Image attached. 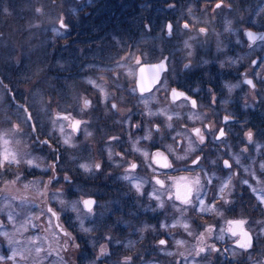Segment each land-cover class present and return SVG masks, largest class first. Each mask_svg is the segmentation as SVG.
<instances>
[{"label": "flooded vegetation", "instance_id": "1", "mask_svg": "<svg viewBox=\"0 0 264 264\" xmlns=\"http://www.w3.org/2000/svg\"><path fill=\"white\" fill-rule=\"evenodd\" d=\"M185 48L184 44L172 54H166L162 48L160 55L155 57H121L99 62L93 78L95 82L83 85L82 95L86 96L88 107L83 103L79 114L71 108L56 114V120L68 124L71 144H61L57 131L54 130L50 136L51 130L44 128L36 140L53 149L55 161L52 165H55L56 179L62 182L65 175L69 178L67 181L76 185L85 196L83 200L95 202L91 212L82 203L83 209L92 215L105 211V214L91 218L93 227L101 224L107 229L103 237L111 234V246L103 241L106 254L101 258L110 253L121 264L151 261L152 254L161 264H246L255 256L264 261V201L256 199L260 194L262 200L264 192L254 190L255 179L264 180V168L261 167L264 160L260 163L256 159L258 164L253 167V159L249 158L256 148L259 151L257 157L264 158V151L254 141V131L234 127V117L227 112L234 107L232 104L237 101L236 97L233 103L219 102L213 87L220 82L217 84L210 71L195 66L193 52ZM183 53H189L185 63L180 62ZM160 62L165 63L167 69L163 70L149 92H140L138 69L142 65ZM172 89L195 100L196 106L193 107L184 97L174 100ZM236 89L239 93L245 92L242 86ZM64 99L70 100L69 97ZM112 104L117 105L116 109L111 107ZM226 116L229 118L227 122L224 120ZM75 120L81 123L74 130L71 124ZM194 128L201 129L205 137L203 144L192 132ZM221 128L225 136L216 139ZM249 131L253 134L251 142L246 136ZM146 136L148 139H144ZM144 152L148 153L147 157ZM156 152L163 153V156L154 157ZM177 156H186V159H176ZM196 157L200 162L193 165L192 160ZM225 160L230 168L224 166ZM154 161L170 162L173 167L162 168ZM87 162L90 167L96 163L101 167L98 170L92 167L86 172L80 165ZM131 163L137 167L131 169ZM26 174L35 178L43 173L36 168ZM157 179L164 182L163 186L156 183ZM197 179L199 184L195 183ZM188 188L191 189L187 197L190 203L185 204L182 200ZM177 194L180 199L176 198ZM197 196L204 201L202 206ZM225 200L228 203H224ZM212 204H215V209L207 210ZM200 207L205 210L200 211ZM44 213L53 218V229L61 235L62 242L59 252H55L52 245L43 243L48 259L59 263L61 259L70 264L74 255L76 263L86 262L83 244L78 241L77 234L74 236V231L66 228L69 211L60 203L58 208L48 203ZM4 221L0 216V257L4 258L0 259V264H32L31 255L27 254L28 257L23 259L12 255L17 251L22 254L23 250L9 242L11 240L4 232L10 231L12 226L9 224L4 228ZM236 221L243 223H233ZM21 227H28L20 238V244L25 247L23 242L34 237L33 227L28 222ZM137 227L145 228V231L136 233ZM64 232L70 233L74 240ZM244 233L251 238V246L247 248L239 247V242L246 239ZM161 240L166 243L161 245ZM74 244L79 245L78 250L70 251ZM33 253L37 254L35 249Z\"/></svg>", "mask_w": 264, "mask_h": 264}, {"label": "trees", "instance_id": "2", "mask_svg": "<svg viewBox=\"0 0 264 264\" xmlns=\"http://www.w3.org/2000/svg\"><path fill=\"white\" fill-rule=\"evenodd\" d=\"M211 4H221L216 7L219 17H211ZM73 5V0H0V114L11 105L20 115L35 118L36 129L28 121L31 128L27 130H40V123L47 117L36 120V115L39 117L40 109L48 105L44 102L47 92L54 91L63 99L80 96L76 89L85 90L83 80L94 78L99 62L127 54L155 57L162 48L172 54L193 39L194 65L199 67L203 60L215 58L216 64L204 68L217 79V84L220 82L214 85L213 92L223 104L236 97L237 101L231 103L235 108L227 112L234 117V127L254 131V141L264 151V75L257 85L256 99L247 101L245 92H237V79L229 74L235 67L233 61L238 60V45H231L224 38L228 27L242 24L246 30L256 28V32L264 33V29L253 24L259 18L264 25V0H87L80 9L71 10ZM61 20L70 32L61 29ZM17 40L20 47L23 42L26 44L21 47L19 60L11 47L12 41ZM67 42L68 49L61 46ZM75 45L87 48L81 62ZM224 58L226 61L220 64ZM76 65L80 68L77 74L63 75L72 72ZM37 78L40 81L34 80ZM34 82L31 93L26 95L27 87ZM48 117L50 120L49 114ZM44 129L48 127L44 125ZM1 172V177L13 176L9 168Z\"/></svg>", "mask_w": 264, "mask_h": 264}, {"label": "rangeland", "instance_id": "3", "mask_svg": "<svg viewBox=\"0 0 264 264\" xmlns=\"http://www.w3.org/2000/svg\"><path fill=\"white\" fill-rule=\"evenodd\" d=\"M85 1L87 0H73L75 5L70 7L71 10L80 9L85 4ZM214 5L215 4H211L210 6L211 17H219L220 15L218 16V14L220 10ZM255 23L259 29H264V25L259 18L258 20H253V24ZM244 25L245 24H242L235 28L228 27V29L225 30L226 32L224 33V38L226 39L227 43L231 45H238L239 50L236 54V58L238 60L235 59V61H233L235 63V67L233 68L234 72L231 71L229 74L232 75V77L235 76V79H237V81H235L237 82L238 86H242L246 92V100H249V102L252 103L256 99L258 86H260L262 83V81H260V77L264 75V39L260 41L256 40V42L253 43L249 42L243 35L244 31L246 30V27H243ZM61 29L70 32L69 29ZM255 29L253 30L255 31ZM71 34H74V32L70 33V35ZM191 41H193V39ZM191 41H187L185 43V46L189 49H191ZM20 43L21 42L17 40L12 41L11 44L12 49H15L17 52V60L20 58V50L22 49V45H26L23 42L20 47ZM67 44L68 42L61 44V46L66 45L67 47H65L68 49L70 42L68 45ZM75 46L76 47L74 48L77 50L78 59H80L81 62L85 57L84 51L87 48H82L78 45ZM188 56L189 53H183L180 57V62L185 63V61L188 60ZM132 57L138 56H133L132 54H127L124 56V58L135 59ZM224 61H226L225 58L220 64H223L222 62ZM67 63L71 64L69 61H67ZM216 63L217 61L213 57L209 60H203L199 67L201 70H203L205 67H211L212 64ZM74 67L75 68L72 72L67 71L64 72L63 75H65V77H72V75L77 74L80 68H78V65ZM225 67H227V70H231L229 65H225ZM247 79L251 81L253 80L252 82L256 85V88L253 87L251 89L248 84H242L243 80ZM34 80L40 81L38 78ZM88 82L95 81L93 79H87L82 83V85ZM34 85L35 82L27 87L28 91H25L26 95L31 93V89ZM226 86H229V84ZM87 87L90 86L87 85ZM80 89L81 90L76 89V91L80 93V96L74 95L70 100H63V98H61L60 95L56 94L54 91L47 92L45 96L46 101L44 100V102H47L48 105L45 109H43L44 107L40 109L41 111L39 113V117L36 115V120L47 117L46 120L44 119L43 123H40L42 124L40 126V130H27L29 127L31 128V125L28 123L26 114L22 112L23 114L20 115L16 110V107L11 105L8 107V105H6L8 108L5 110V112L0 114V158H2L4 154H8L9 158L14 155L19 161V163H12L11 165L5 164L2 168H9V170L12 172L11 176H13L10 177L9 174H6L4 177L0 176V216H2L3 220L5 219L4 228L9 224L12 226L10 231L4 232L6 237L11 240L8 241L11 242V245L15 247L17 246V248L19 247V250H23L22 254L17 251L16 253H12V255L19 256L22 259L25 257L27 258V254L29 257L31 255L33 258L32 264H39L40 262L41 264H65L61 259L60 263L48 259V255L43 251V248H45L43 243L47 244L48 246L52 245L55 252L60 251L62 244L61 235H57L53 229V218L48 215L46 216L44 213L48 203L51 205L55 204L56 208H58V204L60 203L61 207H64L69 211V214L66 216L68 223L66 228L69 231H74V236L77 234L78 241L83 244L82 252L86 256V262H83L84 264H121V262L118 261L117 258L113 257V255H111L109 252V255H106L104 258L100 257V249L102 248L103 244L107 243L109 246H111V234L107 233L106 236L103 237L107 229L105 226L101 227V224L99 226L94 224L93 227V220L91 218H93L95 215L98 216L105 214V211L101 213L98 212L95 215L86 212L82 206V200L85 198V196H83L76 185L65 180V175H63L62 182L57 179H52L53 176H56L55 171H53V167H51L52 163L55 161L54 156H52L53 149L46 145H42V143H39L36 140V137L39 135V133H43L44 125H46L48 130H51L50 136L55 130L58 132L57 134H59L61 144L66 145L64 143L66 138L69 140V143L67 144H71L70 141L72 139V134L68 129V124L61 120H56L55 117L56 114L66 112L68 108L78 111L79 114L80 108L83 106L86 98V96L84 97V95H82V88ZM87 92L90 94L89 89ZM212 99L215 98L213 97ZM0 108H2L1 105ZM47 113L50 115V120H48L49 117ZM33 119L35 120V118ZM61 129H63V131H61ZM39 139L42 140L40 136ZM252 144L256 146L255 143ZM258 153L259 151L256 148L253 151V154L249 156V158L253 159V167L258 164L256 159L260 160V163L264 160V158L260 159L257 157ZM29 160L32 161V164L27 163ZM243 160L244 159L242 158L241 163H243ZM86 164L90 166L89 162ZM34 168L40 169L43 174L41 176H36L35 178H30L25 173V171ZM2 169H0V172ZM251 171L252 170L249 172ZM17 177H19V179H17ZM50 180L51 183H49ZM254 190H256L258 193H263L264 180L261 181L259 179H255ZM259 195L260 194L256 196V199L262 201L259 198ZM27 222L30 227H33L31 231L34 233V237L27 238V240L23 242V244H26V246L22 247L20 244V238L26 234L28 227L24 229L21 227V225L26 226ZM137 228L139 230H136V233H142L145 231V228L144 230L141 227ZM84 229H88L89 231H84ZM132 232L134 233V231ZM103 241L105 243H103ZM33 249H35L37 254L33 253ZM72 249L78 250L77 247L70 246V251ZM261 249H263V246ZM150 256L151 261L143 262L141 264H161L159 260L154 259L153 254ZM75 258L76 257L73 255L70 264H78L74 261ZM246 264H264V261H262L259 257L256 258L255 256L254 258L248 259Z\"/></svg>", "mask_w": 264, "mask_h": 264}, {"label": "snow or ice", "instance_id": "4", "mask_svg": "<svg viewBox=\"0 0 264 264\" xmlns=\"http://www.w3.org/2000/svg\"><path fill=\"white\" fill-rule=\"evenodd\" d=\"M216 7H217V8L221 7V4H216ZM60 26H61L62 28H66V27H67V25L64 24L63 20L60 21ZM187 26H188V25H185V27H187ZM171 27H172V26H171L170 24L167 25V28H168L169 32L171 31ZM200 31L203 32L204 29H200ZM247 35H248L249 37L255 38V37L253 36V34L250 33V32L247 33ZM262 38H264V37H262ZM136 63L139 64L140 61L137 59ZM163 67H164V65H163V63H161L160 65L152 66V67L150 68V71L152 72V80H153V82H155V79H156V69H157V68H161V69H162ZM185 67L187 68V67H189V65H185ZM140 72H141V74H142V73L144 72V68H141V69H140ZM142 79H143V77L141 76V80H142ZM246 83L249 84V85H252L253 87H255V85L253 84V82H252L251 80H247ZM139 90H140L141 92H143V91H145V90H147V89L143 86L142 83H140V85H139ZM133 91H136V88H134ZM171 95H172V97H173L174 100L177 99V98H179V97H184V99H185L186 101H189L193 107L196 106V101H195V100H191L190 97L185 96V94L182 93V92H178L177 90L172 89V90H171ZM88 105H89V102H88V101H85V102H84V106H85V107H88ZM111 107H112L113 109H116L117 105H116V104H112ZM155 114H156V113H152V115H155ZM64 119H69V117H64ZM168 119L170 120L171 117L169 116ZM228 119H229V118H228L227 116L224 117L225 122H227ZM80 123H81V122H80L79 120H75V121L72 122L71 126H72L73 129L75 130V129H77V128L79 127ZM168 127H171V125H168ZM205 127L207 128L208 126L205 125ZM61 131H63V129H61ZM192 132L195 134L196 137H198L199 143L203 144L204 141H205V137H204V135L202 134L201 129H200V128H194V129H192ZM89 135H90V133H89ZM252 135H253V134H252L251 131H249V132L246 133V136H247L249 142L252 141ZM224 136H225V132H224V130L221 128V129L218 130V136H216L215 138H216V139H219L220 137H224ZM113 139H118V137H113ZM144 139H148V137L146 136V137H144ZM45 143H47V142L45 141ZM64 143H65V144L69 143V140L66 138V139L64 140ZM169 150L172 151V149H169ZM137 151H139V149H137ZM143 155H144L145 157H147V156H148V153H147V152H144ZM153 155H154V157H162V156H163V153H161V152H156V153H154ZM110 158H111V157H110ZM176 159H186V156H177ZM164 160L167 161V158L164 157ZM154 162H155V163H159V161H154ZM199 162H200V158H199V157H196V158H194V159L192 160V164H193V165H198ZM236 162L239 163L238 160H237ZM12 163H19V161L15 158L14 155H13L11 158H9L8 154H4L3 157L0 158V169H2L3 166H4L5 164H9V165H11ZM27 163H28V164H32V161L29 160V161H27ZM223 163H224V166H225V167H229V168L231 167V165L229 164V162H228L227 160L223 161ZM159 166L162 167V168H172V167H173V165H172L170 162L159 163ZM51 167L54 168L55 165H52ZM80 167L83 168V169L87 172V171H91V170H92V167H94L95 169L98 170V169L101 167V165H100L99 163H96L94 166L90 167V166L87 165V164H82V165H80ZM136 167H137V165H136L135 163H131V164H130V168H131V169H135ZM149 167H151V165H149ZM261 167L264 168V165H261ZM2 175H3V173L0 172V176H2ZM125 178H128V177H125ZM17 179H19V177H17ZM52 179H56V177L53 176ZM64 179H65V180H68L69 178H68V177H64ZM170 179H171V178H170ZM181 179H185V178H181ZM49 183H51V180L49 181ZM156 183H157V184H161V185L163 186V183H164V182L161 181V180H159V179H157V180H156ZM195 183L199 184V179H197V180L195 181ZM244 183H247V181H244ZM225 186H226V185H225ZM136 187H137V189L139 190V187H140V186L137 185ZM190 191H191L190 188H188V189L186 190V192H185V198L182 200V203H185V204L190 203V200L187 198V197H188V193H189ZM221 192H223V188H221ZM169 198L171 199V197H169ZM176 198H177V199H180L181 197L179 196V194H177ZM197 200L199 201L200 205L202 206L203 203H204V201H203L199 196H197ZM262 201H264V197H262ZM82 203H83L84 207L87 208L89 212H91V210H92V209H91V206H92L95 202L89 199V200H83ZM224 203H228V201L225 200ZM160 207H163V204H161ZM213 209H215V204L209 205L207 210L211 211V210H213ZM204 210H205V209H204L203 207H200V211H204ZM49 211H51V209H49ZM53 215H55V213H53ZM233 223H236L237 225H240V224H242L243 222H242V221H236V222H233ZM184 227H185V229H187L188 225L185 224ZM208 230L211 231L210 228H209ZM84 231H89V230H88V229H84ZM189 234H191V233H189ZM64 235H65V236H68L69 239H73V240H74V238L71 237V234H70V233H68V232H64ZM233 235H236V233H235L234 231H233ZM243 235H244V237H245L246 239H245L244 242H239V247H241V248H247V247H250V246H251V243H250L251 238L247 236V233H244ZM221 238H222V237H221ZM165 243H166V241H164V240H161V241H160V244H161V245H164ZM74 247H79V245L74 244ZM214 250H215V251H218V249H214ZM200 251L203 252L204 249L201 248ZM100 254H101V255H105V254H106V249L102 247V248L100 249ZM11 258H13V257H9V259H11ZM0 259H4V258H3V257H0Z\"/></svg>", "mask_w": 264, "mask_h": 264}, {"label": "water", "instance_id": "5", "mask_svg": "<svg viewBox=\"0 0 264 264\" xmlns=\"http://www.w3.org/2000/svg\"><path fill=\"white\" fill-rule=\"evenodd\" d=\"M78 1H80V0H78ZM167 30H168V28H167ZM168 32H169V30H168ZM252 33L253 34V36L255 37V38H252V37H249L248 35H247V33ZM243 35H244V37L249 41V42H251V43H253V42H256V40L257 41H260V40H263L264 38H262V37H264V35H263V33H259V32H254V31H252V30H245L244 31V33H243ZM161 63H163V62H160V63H156V64H149V65H142L139 69H138V78H137V86H138V90H139V85H140V83H142L143 84V86L147 89V90H145V91H143V92H149L150 91V89H152V87H154L155 86V84H156V81L158 80V77H160V75H161V73L163 72V70H165V69H167V65L165 64V63H163V65H164V67L161 69V68H157L156 69V79H155V82H153V80H152V72L150 71V68L152 67V66H157V65H160ZM141 68H144V72L141 74V72H140V69ZM141 76L143 77V79L141 80ZM247 80H249V79H247ZM247 80H243V84H246L247 85V83H246V81ZM249 85V84H248ZM250 86V88L252 89L253 88V86L252 85H249ZM140 91V90H139ZM141 92V91H140ZM28 119H29V121L31 120V117H30V114H28ZM31 122V121H30ZM32 124V123H31Z\"/></svg>", "mask_w": 264, "mask_h": 264}]
</instances>
